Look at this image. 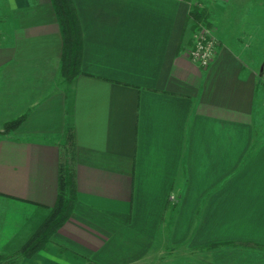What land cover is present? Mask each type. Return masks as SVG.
I'll return each mask as SVG.
<instances>
[{
	"label": "crops",
	"instance_id": "1",
	"mask_svg": "<svg viewBox=\"0 0 264 264\" xmlns=\"http://www.w3.org/2000/svg\"><path fill=\"white\" fill-rule=\"evenodd\" d=\"M191 1L73 0L83 73L66 89L52 1L0 0V131L28 113L0 137V256L19 252L57 203L70 128L75 211L46 252L18 264H143L150 253L127 254L135 242L106 223L158 229L174 196L172 245L231 243L220 264H264L245 245L264 246V44L242 49L233 0L216 3L218 54L202 69L189 58Z\"/></svg>",
	"mask_w": 264,
	"mask_h": 264
},
{
	"label": "trees",
	"instance_id": "2",
	"mask_svg": "<svg viewBox=\"0 0 264 264\" xmlns=\"http://www.w3.org/2000/svg\"><path fill=\"white\" fill-rule=\"evenodd\" d=\"M55 8L62 35L63 54L61 60V74L63 86L68 89L74 80L83 73V35L80 27L76 8L73 0H51ZM192 28L196 30L199 25L210 27V14L205 9L192 8L190 12ZM28 113L20 118L6 124L0 137L14 133L27 119ZM76 141L74 131L68 128L64 135L62 144V163L60 166L59 194L55 206L51 209L50 215L38 228L31 239L17 253L9 256H0V264H18L22 258L46 252L52 243L53 237L72 217L77 202L76 185ZM251 248L264 249L263 245L245 244Z\"/></svg>",
	"mask_w": 264,
	"mask_h": 264
},
{
	"label": "rangeland",
	"instance_id": "3",
	"mask_svg": "<svg viewBox=\"0 0 264 264\" xmlns=\"http://www.w3.org/2000/svg\"><path fill=\"white\" fill-rule=\"evenodd\" d=\"M224 1L228 0L191 1V9L194 7L198 9H205L210 14V27L207 29L211 34L214 35V37H216V22H214V18L211 19L212 14H214V5L216 3H224ZM233 3L237 10L236 18H239L237 19V21H240L241 23H244L246 25V27L244 28L246 35L244 38H242V41L245 44L241 43L242 49H246L247 38L249 43L253 44L254 46H256V43H254V41H258V43L260 42L264 44V34L263 39L261 36L257 35L258 30L262 33L264 32V0H233ZM220 16L221 13L216 16L217 19ZM260 56L261 55L255 54L252 57L257 59L260 58ZM171 201H174L172 209L169 210L168 208V210L163 214L160 228L158 229H152V224L148 223L142 224L141 227L139 226L138 228H130L125 231H120L118 221L114 222L112 218L111 221L107 222L106 220V224L118 229L121 237L125 232V236L128 237V241L130 239L135 242V244L129 243V245H127V254L133 253V250H138L139 248H143L144 250H147L148 253H150L143 264H156L155 261L151 263V261L154 260L155 256L159 257V264H220L221 260L219 259L218 261H216V256L221 252L226 256L229 255L231 249H233L234 244L230 243L223 246H214L213 244L196 245L190 244L185 240V244L172 245L173 243L170 240L169 235L173 230L174 224H176L175 218H177L178 213L175 208L179 201L176 196L172 197ZM146 218H149V215H147ZM191 232V229H188L187 232L185 231V233H187L188 235H191ZM195 232L198 231H194V233ZM180 236H182V233H180ZM255 250L264 251V249L261 248H255ZM166 255L171 256H169V258H166Z\"/></svg>",
	"mask_w": 264,
	"mask_h": 264
},
{
	"label": "built area",
	"instance_id": "4",
	"mask_svg": "<svg viewBox=\"0 0 264 264\" xmlns=\"http://www.w3.org/2000/svg\"><path fill=\"white\" fill-rule=\"evenodd\" d=\"M207 28L202 24L197 27L189 51V58L202 69H208L218 54L219 41Z\"/></svg>",
	"mask_w": 264,
	"mask_h": 264
}]
</instances>
